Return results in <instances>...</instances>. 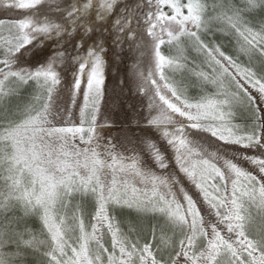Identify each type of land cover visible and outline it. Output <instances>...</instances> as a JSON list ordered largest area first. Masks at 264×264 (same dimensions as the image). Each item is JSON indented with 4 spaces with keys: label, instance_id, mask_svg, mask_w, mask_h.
Here are the masks:
<instances>
[{
    "label": "snow or ice",
    "instance_id": "snow-or-ice-1",
    "mask_svg": "<svg viewBox=\"0 0 264 264\" xmlns=\"http://www.w3.org/2000/svg\"><path fill=\"white\" fill-rule=\"evenodd\" d=\"M48 3L0 0V264H264V0Z\"/></svg>",
    "mask_w": 264,
    "mask_h": 264
},
{
    "label": "rangeland",
    "instance_id": "rangeland-1",
    "mask_svg": "<svg viewBox=\"0 0 264 264\" xmlns=\"http://www.w3.org/2000/svg\"><path fill=\"white\" fill-rule=\"evenodd\" d=\"M60 2L64 3L66 0H60ZM129 2H132V0H129ZM50 6L54 9L55 4L53 3V0H49V3L44 6L45 10H47ZM108 46L111 47L110 42ZM37 58H40L39 54ZM107 59L108 63L105 68L106 95L103 108L111 109L113 102H118L122 107V110L119 111L117 115V122L120 123L123 121L129 106H134L137 111L141 110L140 98L135 95L134 92H130L127 87H124L121 84V81L125 79H131L130 74L133 71V63L136 59L143 58L139 57V53H136V55L133 56V54L128 51L127 46L125 45V51L121 54V58H118L109 52Z\"/></svg>",
    "mask_w": 264,
    "mask_h": 264
},
{
    "label": "trees",
    "instance_id": "trees-1",
    "mask_svg": "<svg viewBox=\"0 0 264 264\" xmlns=\"http://www.w3.org/2000/svg\"><path fill=\"white\" fill-rule=\"evenodd\" d=\"M164 51H165V54L166 55L169 54L167 49H165ZM28 99L29 98L27 96H25L24 100L21 103H27L28 102ZM37 228H39V225H37Z\"/></svg>",
    "mask_w": 264,
    "mask_h": 264
}]
</instances>
